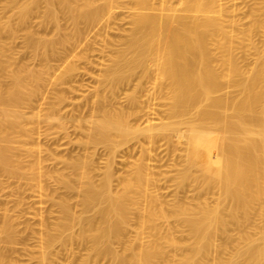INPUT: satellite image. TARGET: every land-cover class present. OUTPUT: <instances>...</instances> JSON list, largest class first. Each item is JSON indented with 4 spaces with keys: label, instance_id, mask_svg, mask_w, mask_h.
I'll list each match as a JSON object with an SVG mask.
<instances>
[{
    "label": "bare ground",
    "instance_id": "1",
    "mask_svg": "<svg viewBox=\"0 0 264 264\" xmlns=\"http://www.w3.org/2000/svg\"><path fill=\"white\" fill-rule=\"evenodd\" d=\"M244 2L0 0V174L19 180L0 264L19 243L25 264H264V0ZM72 123L81 159L42 147Z\"/></svg>",
    "mask_w": 264,
    "mask_h": 264
},
{
    "label": "rangeland",
    "instance_id": "2",
    "mask_svg": "<svg viewBox=\"0 0 264 264\" xmlns=\"http://www.w3.org/2000/svg\"><path fill=\"white\" fill-rule=\"evenodd\" d=\"M239 2L245 3L244 0H239ZM244 9H245V7H244ZM14 48L16 50H19V48H20V42L19 41H17L14 44ZM84 82H87L85 84H87L88 86H89V84H90V86L93 84L90 81L88 82V80H85ZM86 88H87V86H86ZM88 97H90V96H88V94H87V92L85 90H83L81 92H78L76 95H74L72 97V113H76V114L79 113V114H81V116H85V114H86V116H88L89 113H90V109H91L90 101H89V104L87 103L88 102L87 101ZM89 107H90V109H89ZM66 109H67V111H69L70 106H68ZM24 110L25 111H29L27 109H24ZM138 122H136V123H138ZM67 134H68L69 138L72 139V143H70V144L67 143V139L66 138H62V136L59 135V136H56L55 138L50 139L48 141L43 139L41 141V145L44 148L47 147V148H50L52 150L55 149L56 152H58L59 154H72V157H77V158L81 159L82 155L84 153V150L82 149L81 146H79L75 142V140L78 137H81L82 134H84V132L83 131L80 132L78 129H76L74 127L73 123H72V125H70V124L68 125ZM139 140H140L141 145H142L143 138L139 139ZM134 141H131V142L133 143ZM137 142H139V141L138 140L135 141L134 143H136V144H134V143L133 144L131 143V144L136 146ZM159 144H161V143L160 142L157 143V147H156L155 153H158L159 156H163L164 158H166L165 153H163L165 151H161L160 150L161 151L160 152L159 150H157L159 148L158 147ZM139 146H140V144L136 146L138 148V149L136 148V150H135V147H134L133 151L132 150L128 151L129 154H127V150H126L124 152V156L126 155L127 158H129V159H131L132 157L136 158L137 153L139 151ZM143 146H145V145H143ZM159 149H161V148H159ZM103 151H102V148H100V147L96 149V155H94V161H95L94 163H95V165H96V163H97V165L98 164L101 165V163H98V162H102L103 161L102 158L105 157L103 155V153H104ZM49 165H51V164H49ZM119 165L118 164L115 165V167H117L116 170L118 172L120 171L119 168L122 169V167H123V165H122V167H121V165L120 166ZM57 166H59V165H57ZM0 180L2 181L3 185L5 186L3 189H0V208H1L0 211H2V209H4V208L12 209L13 205H14V199H13V197L11 195V192H12V189L14 188V186L18 183L19 180L16 179V178H8V177H6L4 175H1V174H0ZM113 184H115V182ZM76 194H77L76 191H72V201H74L76 199V197H77ZM22 198H23V200H24L26 205H29L30 202L33 199L31 194L28 193V192L24 193L22 195ZM28 211L32 212L33 209L29 208ZM0 245H6V244H4L3 242L0 241ZM15 247H16V250L14 251V253H12V257L16 258V264H25L26 256L24 255V251L21 249L22 245L19 243V244H16ZM74 247H77V246H74ZM78 248H76V249H78ZM81 252H83V251H81ZM32 264H34V263H32ZM98 264H104V262L101 261Z\"/></svg>",
    "mask_w": 264,
    "mask_h": 264
}]
</instances>
